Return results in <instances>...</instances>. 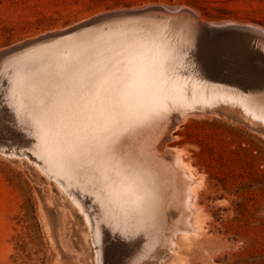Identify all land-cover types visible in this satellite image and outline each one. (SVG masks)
<instances>
[{
    "label": "rangeland",
    "instance_id": "obj_1",
    "mask_svg": "<svg viewBox=\"0 0 264 264\" xmlns=\"http://www.w3.org/2000/svg\"><path fill=\"white\" fill-rule=\"evenodd\" d=\"M259 27L264 0H0V264H264ZM70 32L90 38L78 68L19 60ZM138 56L151 84L165 89L161 113L140 122L113 114L89 127L86 110L102 76ZM12 77L59 91L16 116L7 95ZM178 85L189 88L183 96L193 107L172 108L165 94ZM196 92L238 107H198ZM172 111L184 114L158 126ZM159 143L190 168L191 207L184 180L163 164L164 176L157 169ZM129 171L145 198L140 228L114 199L123 179L138 190Z\"/></svg>",
    "mask_w": 264,
    "mask_h": 264
},
{
    "label": "bare ground",
    "instance_id": "obj_2",
    "mask_svg": "<svg viewBox=\"0 0 264 264\" xmlns=\"http://www.w3.org/2000/svg\"><path fill=\"white\" fill-rule=\"evenodd\" d=\"M158 4H160V3H158ZM163 8H165V7H163ZM166 8H168V6ZM177 9H178V7H177ZM200 19L198 18L199 21H200ZM148 23H150V22H148ZM236 23H238V22H236ZM227 24H229V23H227ZM234 24L235 23H233V25ZM214 25H216V24H214ZM222 25H224V24H222ZM239 27L241 28L240 25H239ZM250 27L252 28L251 25H250ZM261 28H264V27H261ZM164 29H165V27H164ZM238 30H239V28H238ZM263 30L264 29H261V31H263ZM263 33H264V31H263ZM57 36L58 37H53L52 39H50V41H56V40H58L59 43H56L55 45H51V46H39V47H35V48H32V49H29V50L25 51L26 52L25 55L22 56L19 60L25 61L26 60L25 57L31 56V59L34 58L33 61L34 60L47 59V61H43V62H47V63L49 62L50 65L54 69H59L61 67H68V68H71V69L78 68V66L80 64V61H81V55H82V52L84 50L83 44L86 43L90 38H88V35H84V34L81 35V33H79V32H75V33H73V32L72 33L71 32L70 33H63V34L57 35ZM59 36H61V37H59ZM79 36H81V37H79ZM248 36H250V35H248ZM257 38H258V36H257ZM46 42H43V43H46ZM43 43H41V44H43ZM6 50H7V48L6 49H3V51H6ZM1 53H2V51H1ZM140 57L141 56L134 57V58L129 59V60H125V63L124 64L114 66L113 68H111L109 70L108 73L106 72V74L102 76L101 81L98 84L97 90L94 93V97H93L92 101L89 103V105L87 107V110H86V115L88 116L89 127H92L94 124L96 125L98 123H101V122L105 121L106 118L109 115H113V114H117V115H121V116H130L134 120H137V121L140 122V121H143L145 118L149 117L151 113H153V114H159V113H161L160 109L164 108V104L166 103V101H165V99L163 97L164 95L162 94L165 89L164 88L161 89L159 86H156V82H154V83L151 84V82H150L151 81L150 75L145 73V70L148 67L145 65V63H140ZM0 58H3V56L0 57ZM245 61H247V60H245ZM30 62H32V61H30ZM41 64H42V62H41ZM225 71H227V70H225ZM216 79H217V81L222 80V79H219L217 77H216ZM7 88H8V92H7L8 101H9V104L11 105L13 111L15 112L16 116H18V114H20L21 112H25V111H30V112L37 111L39 109V106L40 105L36 103V100L39 97H52L53 95H55L59 91L57 88H50V87L39 88V87H37L34 84V81H33L32 78L30 80V77H27V78H24V79H21V78L14 79L12 77L8 81ZM189 91H190L189 88H187L185 86L178 85L175 88H172L171 91H170V89L167 90V92H169V93L165 94V96L168 95L169 97H173V107L172 108H175L177 106L178 107H185V108L193 107L192 104L189 103L190 96L189 95L187 97L183 96L184 94H189ZM195 96H196L195 99H196L197 105H199L198 107H201V108H204V109H207V110H210L214 106L222 105V103L224 105L226 104V105H229V106L230 105H234V104H236V105L238 104V103H233L234 101H232L231 99L225 100V99H222V98H219V97H208L207 95L205 96L204 92H196L195 93ZM237 107H238V105H237ZM200 109H199V111H201V110L203 111L204 110V109H201V110ZM181 114L182 113L179 112V111H174V112L172 111L169 114L167 113L165 117L159 119L160 120L159 121L160 124L158 126H160L162 124H165L166 123V120L168 121V119L170 120L172 117H173L172 119H175L176 120L178 118V115H181ZM183 114H184V112H183ZM159 122H157V124ZM172 122H173V120H172ZM170 127H171V125H170ZM152 128H155V126L152 127ZM174 129H176V128H174ZM161 130H162V127H161ZM168 130H170V128H168ZM164 134H165V132H164ZM166 146L167 145L166 144L164 145L163 143H159V144H156V145L154 144V147L152 146L153 147L152 154L154 156L153 158H155L158 162H161V164H159V168H157V169L160 170V172H161V168L164 167L163 169L165 171H166V169H168L170 172H173V174H174L173 176H175V175H176V177L179 176L180 180L181 179L184 180V182H185L184 186L186 188V191L184 190L186 192L185 199H186V203H187V205H185V206L188 207V206H190V205L193 204V203L191 204V202L195 200V194H194V190L192 189L191 183L189 181L187 182V180H189V179L185 180V177H189L190 178L192 173H190V168L183 161L182 157H180L176 153H175V155H170V153L168 151H166L167 150L166 149ZM158 147H159V149H158ZM168 150L170 151V148ZM147 153L148 152H146V154ZM165 155L171 156V160H172L173 163H169L171 161L164 160ZM148 158H146V159H148ZM152 162H153V160H152ZM154 165L156 167V164L155 163H154ZM160 165H162V167ZM172 165H173V167H172ZM133 166L134 165L132 164V167ZM151 166H153V165H151ZM140 167H142V166H140ZM147 168H148V166H147ZM153 168L150 167L151 170ZM164 170H162L163 173L161 172L163 174V176H164V173H165ZM156 171H158V170H156ZM137 172H139V171H137ZM154 172L155 171L153 170V173ZM160 172H157V173L160 174ZM125 173H126V177L129 178V181L135 183V187H137L138 190L137 191H134V190L129 189V187H128L129 182L127 183L123 179V183H122L123 184V187H122V185H120L119 187L117 186L118 194H117V196L114 199L123 208V210L120 209V208H119V210L122 213H124V214L125 213L126 214L128 213L129 216L131 215V217H132L131 222L133 224H136L138 226V228H140V226L142 225L140 223V221H141V219H140V212H141L142 207L144 206V203H145V201H144L145 198L143 199V197L141 196V194L139 192V189H140V187H139L140 186L139 181H140V179L138 178V175H135L137 173H135V174L133 173L132 174L130 171L129 172H125ZM133 175H135V176H133ZM143 175L145 176V174H143ZM148 176H150V175L148 174ZM156 176H155V178H156ZM163 176H160L158 179L160 180V178L163 177ZM146 179H144V180H146ZM162 179H164V178H162ZM163 182H164V180H163ZM173 182H175V181H173ZM148 183L152 185V183H150V182H148ZM148 183H147V186H148ZM159 184H160V182H159ZM181 185H183V183ZM145 189H146V187H145ZM148 189H150V188L147 187V191H148ZM159 189H161V187ZM159 189L157 188L158 191H160ZM149 194H152V192L151 193L149 192ZM160 194L161 193L159 192L158 195H160ZM173 195H175V194H173ZM150 198L151 197H149L148 198L149 200L148 199L147 200L148 201H152V200H150ZM154 198H157V197H154ZM159 199H160V197H159ZM159 199H155V200H159ZM147 200H146V202L149 204V202ZM183 202L185 203V201H183ZM151 206H152V204H151ZM128 209H130V210L128 211ZM112 212H114V209H113ZM143 214H142V217H147V215H144L143 216ZM181 215H179V216L181 217ZM185 215H186V212H185ZM178 220H180V219H178ZM170 223H172V222H170ZM146 227H148V226H146ZM177 229H178V227H177ZM166 233H167V231H166ZM167 241H169V240H167ZM167 247H168V245H167ZM167 247H165V248H167ZM159 253H161V252L159 251ZM136 260L132 264H134L136 262ZM149 264H151V263H149Z\"/></svg>",
    "mask_w": 264,
    "mask_h": 264
}]
</instances>
